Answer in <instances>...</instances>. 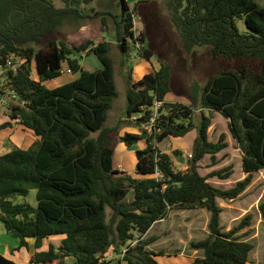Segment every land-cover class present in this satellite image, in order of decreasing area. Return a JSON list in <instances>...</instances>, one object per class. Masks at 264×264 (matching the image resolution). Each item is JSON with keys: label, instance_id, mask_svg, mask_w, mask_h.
I'll list each match as a JSON object with an SVG mask.
<instances>
[{"label": "trees", "instance_id": "1", "mask_svg": "<svg viewBox=\"0 0 264 264\" xmlns=\"http://www.w3.org/2000/svg\"><path fill=\"white\" fill-rule=\"evenodd\" d=\"M96 0H0V65L15 55L22 63L2 76L15 101L9 105L8 121L0 131L16 123L32 133L35 141L25 149L13 148L0 154V223L17 241L13 249L34 252L30 264H112L104 261L110 249L117 251L133 238L146 235L153 224L170 211L205 209L209 218L207 235L191 241L188 249L199 252L191 264H248L252 245L240 241L241 227L223 231L220 226L222 201L237 199L250 185L253 174L264 171V7L255 0H167L166 9L185 53L208 46L218 61L219 71L201 88L200 119L193 123L194 106L169 102L171 66L159 67L133 80L126 75L125 119L105 126L117 96L110 43L86 41L69 47L54 35L67 22L111 16L115 41L125 59L139 43L140 56L153 54L145 48L144 35L134 36L132 11L119 0L120 14L89 9ZM58 2L60 5H57ZM246 32H239L236 21ZM93 55L100 68L89 72L80 65L79 53ZM37 80L31 77V63ZM66 64L77 77L49 89L45 81L62 75ZM14 64V63H12ZM154 102H159L154 121ZM203 109L219 113L241 155L245 177L229 189H219L208 178H229L227 169L200 176L198 162L209 155L212 162L226 148L224 136L207 139L210 117ZM132 119L138 134L125 133L118 143L135 149V173L139 178L113 168L114 136ZM195 130L187 169L175 171L170 155L157 144L166 138H181ZM36 192L37 207L14 204L15 197ZM129 193L131 200L127 201ZM264 218V202L258 205ZM64 236L58 247L49 237ZM153 239H142L126 251L125 264H158L148 249ZM43 245L46 250H40ZM66 259H72L71 263ZM0 264H16L0 254ZM120 264V262L116 263Z\"/></svg>", "mask_w": 264, "mask_h": 264}, {"label": "rangeland", "instance_id": "2", "mask_svg": "<svg viewBox=\"0 0 264 264\" xmlns=\"http://www.w3.org/2000/svg\"><path fill=\"white\" fill-rule=\"evenodd\" d=\"M132 10L133 32L138 38L144 35L145 48L153 56L146 60L140 56L138 47L130 42L131 50L124 59L117 48L115 41V25L111 16H97L92 19H84L80 22H67L56 31L54 37L62 40L69 47H77L86 41L99 43L106 41L110 43L109 55L113 60L114 80L116 84L117 96L111 104L105 126H115L120 120L125 119L126 106V75L130 74L133 80H139L143 75L154 71L159 67L158 62L168 63L171 66V92L167 96V101L194 106L193 123L197 125L200 119L199 96L201 88L205 82L219 71L218 61L213 59L208 46L195 47L190 54L184 52L179 35L170 20V15L166 9L167 0H125ZM264 7V0H255ZM57 5H60L56 2ZM99 11H106L114 16H119V0H96L85 8L89 12L90 8ZM236 27L239 32H246L243 21L237 20ZM82 56L80 65L84 70L92 72L100 67V64L93 55L79 53ZM66 64H62V69ZM31 77L37 80L34 63H31ZM77 74H67L64 72L60 77L44 82L49 88H55L74 80ZM15 99L5 88V79L0 75V123L8 121L9 105ZM205 116L210 117V126L207 129V139L216 142L220 135L224 136L226 148L215 155L214 161L209 155L203 157L198 162L197 172L200 176H207L209 173L227 169L229 178L220 180L216 177L208 178L207 182L212 186L225 190L233 187L246 175L241 168V155L235 141L231 138L227 123L219 113L202 110ZM133 118L123 122L124 129L119 130L114 136L115 149L113 154V168L118 172H124L133 178H139L135 173V157L122 143H118L119 136L125 133L138 134L139 128L132 122ZM142 129L149 131L142 126ZM196 136L193 130L181 138H166L157 144L158 149L171 156L175 171L184 172L187 169V159L191 152L192 141ZM35 141L32 133L22 126L14 123L12 127L0 131V154L13 148H28ZM143 141L137 144V148H142ZM36 192L30 190L26 197L17 196L13 200L14 204L27 203L36 208ZM129 193L127 201L131 200ZM264 202V171L253 174V179L246 190L235 200L222 201L217 199V204L222 209L220 215V226L223 231L232 228L238 229L235 236L243 242L252 245V250L248 256V264H264V218L258 211V205ZM209 214L205 209L170 211L167 217L152 227L150 233L144 239H153L148 249L154 251H181L188 256H198L200 253L188 249L191 241H199L207 235V220ZM55 237V236H53ZM52 239V240H51ZM160 240V241H158ZM46 243L58 247L57 238L49 237ZM158 243L157 246H152ZM8 246H13L11 253H14V246L17 241L8 236L0 223V253L6 252ZM30 250V249H29ZM111 250V249H110ZM112 255H114L112 253ZM160 260V259H159Z\"/></svg>", "mask_w": 264, "mask_h": 264}, {"label": "crops", "instance_id": "3", "mask_svg": "<svg viewBox=\"0 0 264 264\" xmlns=\"http://www.w3.org/2000/svg\"><path fill=\"white\" fill-rule=\"evenodd\" d=\"M99 68H97V69H99ZM157 69H158V67L155 68L154 70H157ZM167 96H166V100H167ZM194 138H195V135H194ZM136 146H137V144L135 146H133V150H129V152L131 154H134V150L135 149H143L144 144H143L142 148H137ZM134 157H135V155H134ZM187 211H189V210H187ZM157 223H155V224H157ZM155 224H153L152 227ZM152 227L148 230V232L146 234L150 233V231L152 230ZM52 238H57V241L60 244V241L64 238V236H55V237H52ZM158 241H160V240H158ZM28 244H29V249H30L29 251H26L24 248H22V249H20L18 251H14L13 250L14 253H11V251H12L11 247H13V246H8L7 249H6V252H4L2 254L0 253V254L2 256L6 257L7 259H10V260L14 261L16 264H30L29 263V259L31 257V253L34 252L33 240L29 239L28 240ZM157 245H158V243H156V244H154L152 246H157ZM14 247H16V246H14ZM46 249H47V246L43 245L40 250L44 251ZM149 250H151V251H153L155 253H162L161 255H158V256L154 257V259L156 260V262L158 264H191L193 259L196 257V256H194V257L193 256H188L184 252H181L179 250L178 251H172V252H168L169 250H166V251H154L153 249H149ZM109 252H111V250H109L108 253ZM193 254L194 255L196 254L195 251L193 252ZM66 262L71 263L72 259H66ZM120 264H125V263L121 262Z\"/></svg>", "mask_w": 264, "mask_h": 264}, {"label": "built area", "instance_id": "4", "mask_svg": "<svg viewBox=\"0 0 264 264\" xmlns=\"http://www.w3.org/2000/svg\"><path fill=\"white\" fill-rule=\"evenodd\" d=\"M134 36H135V34H134ZM134 46L139 48L140 44L136 43ZM12 63H14V64H12ZM21 63H22V59L20 57L15 56V55H11L6 60V63L4 66L0 65V75L3 74L8 68L15 70V68L18 67ZM64 72L67 74L71 73V71L68 68H65L64 70H62V74H64ZM159 106H160L159 102H154L153 117L150 119L149 124L147 125V126H149V129H150V127L154 121V117L156 116V109ZM147 126H145V127L147 128ZM188 157H190V155ZM144 237H145V235L140 237L139 235L134 234L133 238L130 239L129 241H127L124 245H122L117 251H114L111 249V252L106 254L104 261H108V262L112 261V264H116L118 262L121 263L126 251H128L129 249L134 247L138 243V241L144 239ZM112 253L114 255H112Z\"/></svg>", "mask_w": 264, "mask_h": 264}]
</instances>
